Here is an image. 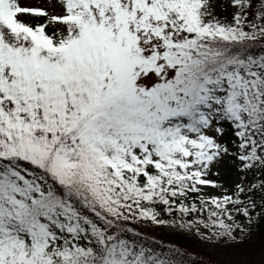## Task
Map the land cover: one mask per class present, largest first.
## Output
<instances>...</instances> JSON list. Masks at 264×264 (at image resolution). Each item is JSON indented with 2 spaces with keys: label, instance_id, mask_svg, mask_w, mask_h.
<instances>
[{
  "label": "snow or ice",
  "instance_id": "snow-or-ice-1",
  "mask_svg": "<svg viewBox=\"0 0 264 264\" xmlns=\"http://www.w3.org/2000/svg\"><path fill=\"white\" fill-rule=\"evenodd\" d=\"M0 264H264V0H0Z\"/></svg>",
  "mask_w": 264,
  "mask_h": 264
}]
</instances>
